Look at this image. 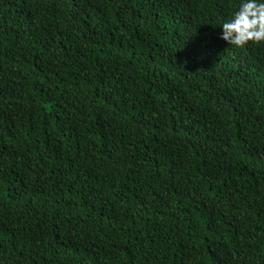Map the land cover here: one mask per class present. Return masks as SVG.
<instances>
[{
	"label": "trees",
	"instance_id": "obj_1",
	"mask_svg": "<svg viewBox=\"0 0 264 264\" xmlns=\"http://www.w3.org/2000/svg\"><path fill=\"white\" fill-rule=\"evenodd\" d=\"M238 3L0 0V264H264Z\"/></svg>",
	"mask_w": 264,
	"mask_h": 264
},
{
	"label": "clouds",
	"instance_id": "obj_2",
	"mask_svg": "<svg viewBox=\"0 0 264 264\" xmlns=\"http://www.w3.org/2000/svg\"><path fill=\"white\" fill-rule=\"evenodd\" d=\"M218 38L243 47L264 43V0H239L236 10L219 25Z\"/></svg>",
	"mask_w": 264,
	"mask_h": 264
}]
</instances>
